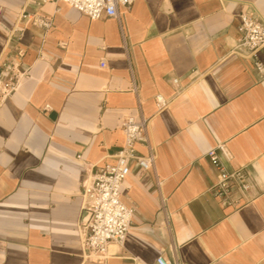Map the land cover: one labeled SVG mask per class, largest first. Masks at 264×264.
Instances as JSON below:
<instances>
[{
    "label": "crops",
    "instance_id": "crops-1",
    "mask_svg": "<svg viewBox=\"0 0 264 264\" xmlns=\"http://www.w3.org/2000/svg\"><path fill=\"white\" fill-rule=\"evenodd\" d=\"M242 12L264 20V0H136L99 19L54 0H0V74L15 58L26 71L0 101V264H264V77L237 45ZM256 55L264 63V47ZM125 116L148 118L155 164H131L127 240L92 261L81 181L113 160ZM219 142L226 167L246 173L236 203L214 194L205 152Z\"/></svg>",
    "mask_w": 264,
    "mask_h": 264
},
{
    "label": "built area",
    "instance_id": "built-area-1",
    "mask_svg": "<svg viewBox=\"0 0 264 264\" xmlns=\"http://www.w3.org/2000/svg\"><path fill=\"white\" fill-rule=\"evenodd\" d=\"M63 2L87 15L90 19L104 16H119L120 7H129L136 0H54ZM35 26L49 30L52 26L50 17L36 13H24ZM238 46L246 48L254 57V66L261 77H264V63L258 59L256 51L264 47V20L248 12L240 14L238 25ZM22 54V49L17 55ZM104 62H101V66ZM26 75L21 70L17 58L2 62L0 74V101L8 98L15 90L18 81ZM177 79H174L176 82ZM159 108L166 105L160 94L155 96ZM148 118L139 120L125 116L121 121L124 135L123 145L114 153L113 160L93 165L85 170L81 181V215L78 222V233L86 259L104 260L108 256L110 244L123 246L131 227L134 206L126 204L121 197V185L131 171V164L149 170L155 164V151L147 135ZM143 143L147 153L141 154L137 144ZM211 165L217 170V180L213 184L214 194L223 203H236L234 191L244 194L249 184L246 173L241 168H227L225 162L231 159L230 151L224 142H219L205 152ZM155 264H179L173 258L158 255Z\"/></svg>",
    "mask_w": 264,
    "mask_h": 264
}]
</instances>
